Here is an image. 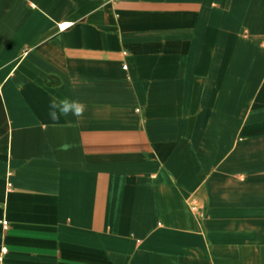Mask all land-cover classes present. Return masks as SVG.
Instances as JSON below:
<instances>
[{"label": "crops", "instance_id": "0c3cea01", "mask_svg": "<svg viewBox=\"0 0 264 264\" xmlns=\"http://www.w3.org/2000/svg\"><path fill=\"white\" fill-rule=\"evenodd\" d=\"M0 264H264V0H0Z\"/></svg>", "mask_w": 264, "mask_h": 264}, {"label": "clouds", "instance_id": "9594fccd", "mask_svg": "<svg viewBox=\"0 0 264 264\" xmlns=\"http://www.w3.org/2000/svg\"><path fill=\"white\" fill-rule=\"evenodd\" d=\"M86 108L87 106L80 100L53 97L49 103L48 115L54 124L59 122L61 117L67 118L70 115L76 117L78 121L84 115Z\"/></svg>", "mask_w": 264, "mask_h": 264}, {"label": "built area", "instance_id": "2783aa9c", "mask_svg": "<svg viewBox=\"0 0 264 264\" xmlns=\"http://www.w3.org/2000/svg\"><path fill=\"white\" fill-rule=\"evenodd\" d=\"M62 25H68V26H69L68 23H63V24H61V26H62ZM61 28H62V27H61ZM62 29H65V28H62ZM125 67H126V66H125ZM3 223H4L5 227H8V221H7V220H5ZM5 251H6V248L4 247V248H3V252H5Z\"/></svg>", "mask_w": 264, "mask_h": 264}, {"label": "snow or ice", "instance_id": "6c2138e0", "mask_svg": "<svg viewBox=\"0 0 264 264\" xmlns=\"http://www.w3.org/2000/svg\"><path fill=\"white\" fill-rule=\"evenodd\" d=\"M61 27H62V28H66V27H68V25H62Z\"/></svg>", "mask_w": 264, "mask_h": 264}]
</instances>
